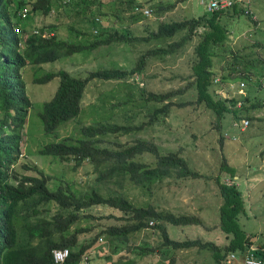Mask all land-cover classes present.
Listing matches in <instances>:
<instances>
[{
  "label": "trees",
  "instance_id": "obj_1",
  "mask_svg": "<svg viewBox=\"0 0 264 264\" xmlns=\"http://www.w3.org/2000/svg\"><path fill=\"white\" fill-rule=\"evenodd\" d=\"M168 6H163L162 0H0V48L2 56H5L2 74L10 78L11 68L7 65L12 61L14 71L11 77L12 92L9 95L0 96V213L13 204L10 210L9 228L11 241L9 251H0L2 255H8L5 264H57L53 251L69 249L70 256L63 264H85L92 261L90 250L104 239L111 243L129 244L128 254L121 257L122 264H137L131 250L133 238L143 237L152 231L157 237L151 248L145 251V256L152 254L157 256V251H179L201 247L210 250L216 264H227L228 256L232 253L247 255L252 252L256 241L248 236L247 231L241 225V217L247 214V207L243 196L240 170L236 166L228 165L225 157H222L221 170L230 175L232 184L221 182V176L217 177L220 189L221 207L219 214V228L230 240L227 247L220 249L216 244L201 240L180 242L174 240L170 233V227H188L199 225L201 222L195 216L177 215L170 211H161L148 203L137 206L123 196L102 195L97 186L119 185L120 182H128L152 193L155 186L175 179H199L203 176L191 168L189 161L181 155L180 151L163 154L160 147L154 142L136 140L131 145L118 147L103 146L107 137L118 133L136 134L147 128L153 127L170 114L173 106L185 107L187 103H174L173 97L183 96L189 91L195 94V100L189 105L195 110L203 109L215 119L216 129L220 133V143L229 140V134H223L224 122L231 117V122L240 125L242 120L252 123L254 126L259 121L257 113L264 110V100L255 101L252 94L257 91L264 95V44L256 50V45L251 51H231V55H220L228 39V33L232 28V22L243 21L254 23L258 32L264 30L253 21L252 0H229L230 4L224 5L220 1L218 9H209L207 12L186 16L181 20H163L162 17L177 1L188 2L193 5V0H169ZM204 1V0H201ZM159 2L157 5H153ZM114 3L117 7V21L126 26L112 27L111 15L105 13V5ZM176 3V2H175ZM200 3L201 5H204ZM167 5V4H166ZM26 6L31 10L25 19L23 34L26 38V47L19 53L17 44L11 30L13 25H20V12ZM209 6V5H208ZM149 10L151 15H145L144 10ZM193 12H198L194 10ZM128 14V20H123ZM253 14V13H252ZM156 20L151 22V17ZM154 23V24H152ZM155 25L157 28L155 29ZM137 26L139 34H131L130 28ZM229 27V29H228ZM32 28L39 34L32 33ZM127 29V30H125ZM8 33V34H7ZM235 33V31H234ZM14 37V36H13ZM138 42L146 46L156 42L153 50H148L141 55L132 69H99L93 70L88 77H79L68 70L58 72L46 71L42 65L56 64L64 58L73 57L76 54H90L101 49L109 48L115 42ZM193 52H186L189 49ZM188 55L189 73L182 72L181 80L186 86L179 90L168 92L144 91V104L140 106L141 126L133 128L128 125L126 116L121 122L105 121L95 122L81 128V136L70 137L65 141L50 143L39 150V156H46L59 160L62 164L74 165L79 169L86 164H92L95 168L97 179L86 191L78 192L73 185L59 183L56 189L50 188L53 180L43 172L38 177L29 174L19 176L14 171L9 175L11 165L18 164L23 149V134L13 132L7 134L5 127L10 126L4 111H25V106L30 105L26 97V82L19 71L27 66H33L35 70L34 84L45 85L54 79L60 80V85L54 97L42 106L38 117L42 130L47 136L56 135L59 130L67 127L71 122L79 119L83 102L89 85L95 81H127L134 77L144 76L150 59L156 62L164 61L182 55ZM1 73V70H0ZM228 90L229 98L224 99L219 95V90ZM23 90V91H22ZM262 97V96H261ZM134 105V104H133ZM117 116V114H115ZM26 116V115H25ZM138 117V115H136ZM147 118L149 119L147 122ZM121 119V118H120ZM23 120L17 125H22ZM248 124V126H249ZM146 127V128H145ZM249 127H247L248 129ZM235 129L239 130L236 126ZM132 131H134L132 133ZM241 131V130H240ZM242 133V131H241ZM109 142V141H108ZM110 143V142H109ZM27 154H30L27 150ZM151 156V162L144 161V157ZM19 165V164H18ZM3 167V168H2ZM24 170L32 171L35 167L23 165ZM11 181H17L16 184ZM59 181V180H58ZM57 208L55 214H50L52 206ZM96 207H111L124 214L122 217H114V222L105 230L96 234L89 243L80 244V235L90 232L91 229H76L71 232V227L83 217L84 212ZM85 217V216H84ZM102 219V218H101ZM126 224L117 226V222ZM155 222L154 225H151ZM147 242L144 240V243ZM121 245V244H116ZM139 246V244H138ZM264 245L254 251L260 254L264 260ZM257 256V255H256ZM96 257V256H95ZM87 258V259H86ZM107 259H111L107 256Z\"/></svg>",
  "mask_w": 264,
  "mask_h": 264
},
{
  "label": "rangeland",
  "instance_id": "obj_2",
  "mask_svg": "<svg viewBox=\"0 0 264 264\" xmlns=\"http://www.w3.org/2000/svg\"><path fill=\"white\" fill-rule=\"evenodd\" d=\"M126 1V0H119ZM157 1V0H156ZM164 1L163 6H168L169 0ZM204 3L201 5L200 3ZM193 0V5H188L189 1L175 4L174 9L166 13L163 20H181L186 16L207 12L210 0ZM250 2L251 0H247ZM253 21L257 22L259 27L264 30V0H252ZM176 2V3H175ZM155 2L153 5H157ZM167 4V5H166ZM119 4L110 3L104 6L103 11L111 15L110 25L112 27L126 26L125 21L118 22L116 13ZM193 9L198 12H193ZM123 20H128V14L123 15ZM151 22L156 17H151ZM154 24V23H152ZM234 30L228 33V39L224 48L220 50V55H231V51H244L248 53L255 45L256 50L261 44H264V32H258L254 23L243 21L232 22ZM157 25H155V29ZM229 29V27H228ZM127 30V29H125ZM235 31V33H234ZM131 34H139V28L133 26L130 28ZM156 42L141 46L138 42L134 44L125 42H115L114 45L98 52L90 54H76L73 57L64 58L56 64L42 65L44 72H58L60 70H68L76 76L88 77L93 70L99 69H132L137 61L148 50H153ZM263 54L264 51L261 48ZM242 51V52H243ZM186 52L192 53L193 49ZM186 52L182 55L173 57L170 61L156 62V59H150L149 66L146 67L144 76L134 77L127 81H100L95 80L86 92L83 102V110L78 120L71 122L67 127L59 130V133L47 136L42 130V125L38 114L42 110V106L49 102L55 95L60 80L58 78L45 85L34 84L36 75L33 66H28L24 71L25 82L28 85L29 97L33 104V110L26 132L23 135L22 158L19 165L15 164L16 174H31L38 177L43 172L46 176H50L53 180L49 183L50 188L56 189L59 183H69L73 185V189L78 192H85L90 185H94L97 179L95 168L92 164H86L79 169H75L74 165H66L59 162L53 157L39 156V150L54 142L65 141L74 136L81 135V128L89 126L95 122H105L107 120L117 122L127 116L129 124L133 130L136 126H141L140 106L144 104V91L168 92L182 89L186 86L181 80L182 72L189 73L188 55ZM264 55V54H263ZM264 87V85H263ZM222 98H229L228 90H219ZM252 96L254 100H264V95L255 91ZM195 94L190 91L183 96L173 97L174 103H187L185 107L173 106L170 114L162 118L153 127L147 128L136 134L118 133L115 136L107 137L103 146L109 145L118 148L115 143L120 145H131L136 140L154 142L160 147L163 154L180 151L190 163L192 169L197 171L203 177L199 179H175V177L167 180L165 183L155 186L153 192H147L144 189L134 187L128 182H120L119 185H110L105 187L97 186L102 195L108 197L110 195L123 196L137 206L152 204L161 211H170L177 215L195 216L200 220L199 225H191L188 227H170L169 233L174 240L184 242L188 240H201L203 244L213 242L217 245H223L226 241V234L219 228V211L221 207L220 189L217 184V177L220 175L221 182L232 184L230 175L220 171L222 157L224 156L228 165L236 166L240 170L241 181L243 187V196L247 207V214L241 217V225L246 231L254 234L264 233V110L257 113L259 121L254 126L250 122L249 127H242V122L237 125L231 122V117L224 122L223 134H229V140L223 146L221 145L220 133L216 129L215 119L203 111V109L195 110L188 102L195 100ZM134 104V105H133ZM117 114V116L115 115ZM138 115V117H136ZM121 118V119H120ZM149 119L147 118L146 122ZM238 126V129L235 127ZM146 128V127H145ZM242 133H241V131ZM28 131V132H27ZM134 131H132L133 133ZM110 143H109V142ZM29 150L30 154L26 153ZM151 156L144 157V161L151 162ZM35 167V170H24L23 165ZM59 180V181H58ZM17 182V181H16ZM57 208L53 205L50 214H55ZM85 215L71 227V232L76 229H91L90 232L80 235V244L89 243L96 234L111 226L114 217L124 216L119 210L111 207H96L84 212ZM85 216V217H84ZM102 218V219H101ZM155 224V222H152ZM126 224L124 221L117 222V226ZM219 228V229H218ZM262 236V235H261ZM157 237L152 231L144 234L143 237L133 238L131 245L136 250H131L137 264H213L215 258L210 250L196 247L192 249L175 251H157V256L152 254L146 255L147 248H151ZM107 240V239H106ZM103 239L96 244L89 252L90 261L85 264H122L121 257L128 254L129 244L116 243L121 245H113ZM144 240L147 241L144 243ZM139 244V246H138ZM146 252V251H145ZM96 256V257H95ZM107 256L111 259H107ZM231 256V255H230ZM231 264H238L242 260H232ZM226 264V263H225Z\"/></svg>",
  "mask_w": 264,
  "mask_h": 264
},
{
  "label": "clouds",
  "instance_id": "obj_3",
  "mask_svg": "<svg viewBox=\"0 0 264 264\" xmlns=\"http://www.w3.org/2000/svg\"><path fill=\"white\" fill-rule=\"evenodd\" d=\"M28 2L29 3L33 2V0H28ZM30 10H31L30 6L24 7L22 9V11L20 12V14H19L20 15L19 17H20L21 20H23V23L20 24V25H13L11 30L7 31V32H12V35L14 36L13 37V36H11L10 34L7 33L9 37L13 38L16 42L18 41L17 48H18L19 53L21 51H23L25 49V47H26V41H25L26 36H25V34H23V32H24V30L26 28V26L24 27V24H25L24 21H25L27 15L29 14ZM29 29H32V28H29ZM32 33L35 34V35L39 34L34 29H32ZM2 51L3 50L0 48V70H1V73H0V96L11 94V92H12L11 77H12V73L14 71V65H13L12 61H10L9 63H7V65L11 68L10 78H5L3 76L2 70L4 69L5 61L7 60V58L5 56H2ZM27 68H28V66L22 68L19 71L22 80H23V78L25 80L24 71ZM25 92L27 94L26 97L30 101V105L24 107L25 108L24 112L23 111H16V110L4 111V115L8 118V120L10 122V126L8 125V126L5 127L7 134H12L13 132L20 133L28 125L29 119L31 118V115H32L33 104H32L31 99L29 97V94L31 92L29 91V88H28L27 84H26ZM21 120H23L22 125H17L18 122H20ZM23 135H25V134H23ZM21 153H22V151H21ZM26 153H27V150H26ZM22 157L23 156L21 154V157L19 159L18 164L20 163V160H21ZM8 168L10 170L9 175L12 176V173L14 171H16L15 164L11 165ZM22 175H24V174H22ZM29 175H31V174H29ZM21 178H22V176H21ZM11 183L16 184L17 182L16 181H11ZM12 206H13V204L8 205L3 210V212L0 213V251L1 250H4L6 252L9 251L8 245H9V243L11 241V231H10V228H9V223H10V210H11ZM56 251H58V250H56ZM54 252L55 251H53V256H54ZM7 256L8 255H6V256L2 255L0 257V264H5L6 263Z\"/></svg>",
  "mask_w": 264,
  "mask_h": 264
},
{
  "label": "built area",
  "instance_id": "obj_4",
  "mask_svg": "<svg viewBox=\"0 0 264 264\" xmlns=\"http://www.w3.org/2000/svg\"><path fill=\"white\" fill-rule=\"evenodd\" d=\"M225 6L228 4H230L229 0H224L223 3ZM220 6V1L219 0H210V4H209V9H218ZM144 14L145 15H151L150 11L144 10ZM243 124V125H242ZM242 127H247L248 126V121L246 120H242ZM151 225H154L153 223H151ZM70 256V251L69 249H64V250H58L54 252V259L55 262L57 264H63ZM230 258L233 260L236 258L235 255H231ZM87 259V258H86ZM227 263H230V259L227 260ZM244 264H264V260L263 259H258L254 253V250L252 252H249L245 258Z\"/></svg>",
  "mask_w": 264,
  "mask_h": 264
},
{
  "label": "crops",
  "instance_id": "obj_5",
  "mask_svg": "<svg viewBox=\"0 0 264 264\" xmlns=\"http://www.w3.org/2000/svg\"><path fill=\"white\" fill-rule=\"evenodd\" d=\"M247 234H248L249 237L250 236H253V237L256 236V237H254V240L256 241V243H255V245H253L252 250L257 251L259 249V245H264V233L263 232H260V234H254L253 232H250V231L248 232L247 231ZM229 242H230V240L228 238H226V241H225V243L223 245L219 246L216 243H214V244H216L220 249H224L225 247L228 246ZM262 250L264 251V248ZM230 255H235L236 256V258L233 259V260H235V262L237 260H240V257L242 258V260L240 262H238V264H244L245 258L247 256L245 254H240V253H232ZM230 255L228 256V259H229ZM256 255H257L256 257L258 259H260L262 257L260 254H256ZM231 263H233V262L231 261ZM231 263H229V264H231ZM213 264H216V262H214Z\"/></svg>",
  "mask_w": 264,
  "mask_h": 264
}]
</instances>
